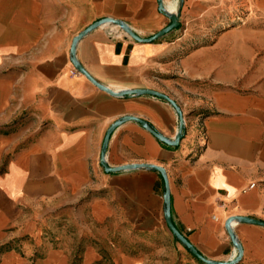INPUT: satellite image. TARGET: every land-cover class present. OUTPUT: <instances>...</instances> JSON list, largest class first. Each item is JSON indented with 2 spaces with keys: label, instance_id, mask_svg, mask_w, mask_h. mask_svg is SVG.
Here are the masks:
<instances>
[{
  "label": "crops",
  "instance_id": "0c3cea01",
  "mask_svg": "<svg viewBox=\"0 0 264 264\" xmlns=\"http://www.w3.org/2000/svg\"><path fill=\"white\" fill-rule=\"evenodd\" d=\"M163 5L164 11L159 0H0V130L8 120H25L0 131V264H30L17 242L50 207L76 205L102 245L115 247L109 259L118 264L138 259L114 240L155 241L170 233L162 174L146 167L108 173L102 165L106 134L125 117L145 120L170 141L181 126L169 102L114 96L74 67L73 40L104 18L124 21L147 39L179 16L180 26L152 43L99 27L78 41L75 56L100 84L115 92L159 91L184 116L178 146L137 121L122 122L110 137L107 164L164 168L174 224L211 261L237 256L228 220L264 222V0ZM232 229L243 248L237 264H264V226L235 219ZM59 255L38 264L54 257L68 263Z\"/></svg>",
  "mask_w": 264,
  "mask_h": 264
},
{
  "label": "rangeland",
  "instance_id": "374dc122",
  "mask_svg": "<svg viewBox=\"0 0 264 264\" xmlns=\"http://www.w3.org/2000/svg\"><path fill=\"white\" fill-rule=\"evenodd\" d=\"M117 28L114 29L119 36L123 34L129 36L120 27ZM192 108L196 109L195 106ZM190 113L195 114L194 111ZM22 121L25 120L23 118L8 120L0 131L9 133ZM77 210L76 205L45 208L36 218L34 230L22 242H17L16 249L20 253L29 252L30 264H38L49 254H63V257L68 258L66 264H118L109 259V249L114 250L115 247L108 248L102 245L98 239L99 232L88 229L90 222L87 223V215L83 219V215ZM169 232L167 236L155 241L149 238H136L126 240L124 244H120L119 240L113 242L116 243L117 249H122L137 258V264H205L193 256L171 231ZM94 255L97 256L93 258ZM237 257L238 253L234 259ZM53 259L56 261L52 264H62L60 257Z\"/></svg>",
  "mask_w": 264,
  "mask_h": 264
},
{
  "label": "water",
  "instance_id": "95a60500",
  "mask_svg": "<svg viewBox=\"0 0 264 264\" xmlns=\"http://www.w3.org/2000/svg\"><path fill=\"white\" fill-rule=\"evenodd\" d=\"M159 7L161 9V11H164V5H163V0H159ZM169 19L171 21V23L164 28L163 30L159 31L158 33H156L154 36L144 39L141 38L140 36H138L134 31H132V29L129 27V25L121 20H116V19H112V18H104L99 20L98 22H95L94 24H92L91 26L87 27L84 31H82L74 40H73V44H72V48H71V52H72V63L74 65V67L84 76H86L95 86H97L98 88H100L103 91H106L114 96L117 97H125L128 95H151V96H155L158 97L160 99H163L167 102H169L178 112L179 115V119H180V131L178 133V135L176 136L175 141H170L168 138H166L165 136H163L162 134L158 133L156 130L152 129L151 126L143 119H139L136 117H125L122 120L116 122L107 132L105 140H104V144H103V149H102V165L104 166L106 172L108 173H116V172H120V171H126V170H133V169H139L142 167H146V168H150L152 170L158 171L162 174V176L164 177V181H165V185H166V192H165V196H164V201H165V205H166V210H165V218H166V224L168 226V228L170 229V231L173 233V235L193 254V256H195L197 259H199L200 261H202L205 264H237L243 256V248L241 246V244L238 242L237 237L232 229V223L235 219L239 220L240 222L243 223H248V224H253V225H259V226H264V222L260 221L258 219L255 218H251V217H237V218H232L230 220L227 221L226 223V227L227 230L231 236V239L233 241V244L235 245V247L238 250V257L236 259H234L232 262H214L211 261L209 259H207L206 257H204L199 250L188 240V238L182 234L180 232V230L176 227V225L174 224L173 218H172V211H171V194H170V187H169V182H168V178L166 177V171L164 170V168L159 167V166H155V165H129V166H123V167H118V168H113L110 167L107 162H106V152H107V147H108V143L110 140L111 135L113 134V132L122 124V122L124 121H129V120H134L139 122L143 127H145L146 129L150 130L152 132V134L158 138L161 142L168 144L170 146H178L180 143V140L182 139L183 136V128H184V116L183 113L180 109V107L178 106V104L169 96H167L166 94H163L159 91L156 90H150V89H138V90H132V91H124V92H115L113 90H111L110 88L100 84L98 81H96L85 69L84 67L77 61L76 59V45L78 43V41H80L84 36H86L87 34H89L90 32H92L93 30L99 28V27H104V26H117L120 27L123 31H125L130 37H132L133 39H135L138 42H144V43H152L160 38H162L163 36H165L166 34L170 33L171 31L177 29L180 26V22H179V16L178 15H172L169 16Z\"/></svg>",
  "mask_w": 264,
  "mask_h": 264
},
{
  "label": "built area",
  "instance_id": "2783aa9c",
  "mask_svg": "<svg viewBox=\"0 0 264 264\" xmlns=\"http://www.w3.org/2000/svg\"><path fill=\"white\" fill-rule=\"evenodd\" d=\"M116 35H117V36H119V34H118V33H116Z\"/></svg>",
  "mask_w": 264,
  "mask_h": 264
},
{
  "label": "bare ground",
  "instance_id": "6f19581e",
  "mask_svg": "<svg viewBox=\"0 0 264 264\" xmlns=\"http://www.w3.org/2000/svg\"><path fill=\"white\" fill-rule=\"evenodd\" d=\"M114 28H117V27H114ZM119 30V28H117Z\"/></svg>",
  "mask_w": 264,
  "mask_h": 264
},
{
  "label": "trees",
  "instance_id": "16d2710c",
  "mask_svg": "<svg viewBox=\"0 0 264 264\" xmlns=\"http://www.w3.org/2000/svg\"><path fill=\"white\" fill-rule=\"evenodd\" d=\"M180 232L183 234V232L180 230Z\"/></svg>",
  "mask_w": 264,
  "mask_h": 264
}]
</instances>
